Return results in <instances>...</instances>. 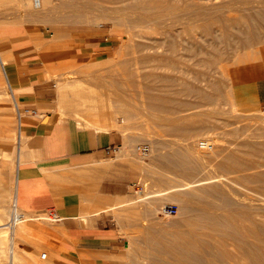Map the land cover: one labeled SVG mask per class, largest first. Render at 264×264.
<instances>
[{
    "label": "rangeland",
    "instance_id": "obj_1",
    "mask_svg": "<svg viewBox=\"0 0 264 264\" xmlns=\"http://www.w3.org/2000/svg\"><path fill=\"white\" fill-rule=\"evenodd\" d=\"M42 1L0 0V31L1 22L26 27L55 83L58 116L124 135L113 157L128 165L130 195L77 220L114 227L116 254L70 262L65 220L31 213L30 233L15 235V262L4 224L16 165L0 161L11 194L0 264H264V105L254 90L264 79V0ZM88 39L97 47L77 57ZM0 58V114L11 113L16 148L1 44Z\"/></svg>",
    "mask_w": 264,
    "mask_h": 264
},
{
    "label": "crops",
    "instance_id": "obj_2",
    "mask_svg": "<svg viewBox=\"0 0 264 264\" xmlns=\"http://www.w3.org/2000/svg\"><path fill=\"white\" fill-rule=\"evenodd\" d=\"M1 26L0 44L9 71L5 76L14 100L20 107L41 112V117L23 119L16 148L9 136L13 130L11 113L6 110L0 114L5 118L0 120V161L16 165V205L26 214L55 211L65 220V258L70 262L96 261L116 254L121 239L114 227L101 220L84 226L77 220L103 214L130 195L128 165L113 157L124 145V135L116 130L81 127L58 116L55 83L44 78L47 68L38 59L26 27L18 22H1ZM96 42L84 41L76 56H88ZM0 60L4 66L6 62ZM254 90L256 101L264 105V79L256 82ZM108 148L116 151L108 153ZM5 175L0 186V218L5 216L11 196L7 172Z\"/></svg>",
    "mask_w": 264,
    "mask_h": 264
},
{
    "label": "built area",
    "instance_id": "obj_3",
    "mask_svg": "<svg viewBox=\"0 0 264 264\" xmlns=\"http://www.w3.org/2000/svg\"><path fill=\"white\" fill-rule=\"evenodd\" d=\"M35 6H40V0H33ZM15 102V111H16V116H17V120H18V135L20 136L21 132H22V128H21V123L23 121V119L26 116H34V117H41L39 111L37 109L34 108H28V107H20L16 101ZM199 146L201 148L207 149V150H211L213 148V144L210 143L209 141H200L199 142ZM116 149L115 148H108L107 152H115ZM165 213L167 214H173L174 210L173 209H164ZM50 215L47 217L49 219L51 218H57L56 217V212L51 211L48 212ZM26 213L22 212L19 207L17 205H15V207H13L12 209V213H11V219H10V223L9 225L12 226L13 223L15 224L18 220H25L26 219Z\"/></svg>",
    "mask_w": 264,
    "mask_h": 264
},
{
    "label": "bare ground",
    "instance_id": "obj_4",
    "mask_svg": "<svg viewBox=\"0 0 264 264\" xmlns=\"http://www.w3.org/2000/svg\"><path fill=\"white\" fill-rule=\"evenodd\" d=\"M33 1V0H32ZM33 5L35 8H41L42 5H43V1L40 0V6H35L34 2H33ZM233 102V101H232ZM235 105V104H234ZM165 119V118H164ZM13 172V171H12ZM15 172V171H14ZM177 189V188H175ZM172 190H174L172 188ZM171 190V191H172ZM16 203H14V207H15ZM44 215V214H43ZM56 217L57 218H52L54 221H59L61 218L58 214H56ZM4 228L8 230V235H9V240H11L10 243L11 244V247H10V250H9V253H10V258L12 261H17L18 259V256H19V253H20V249L18 247V244H17V241L15 242V235H16V232L18 231V233H20L19 237H20V241H21V238H22V234L23 233H30V228H28V226L25 224V221L24 220H18L15 224L13 223L12 226H6V224H4ZM1 236V235H0ZM4 236V235H3ZM2 236V237H3ZM6 237V236H5ZM1 238V237H0ZM3 239V238H2ZM18 239V238H17ZM20 244V243H19ZM224 244V243H223ZM9 249V248H8ZM9 258V259H10ZM10 261V260H9Z\"/></svg>",
    "mask_w": 264,
    "mask_h": 264
}]
</instances>
